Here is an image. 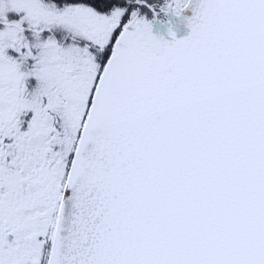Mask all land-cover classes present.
Wrapping results in <instances>:
<instances>
[{"label":"snow or ice","instance_id":"snow-or-ice-1","mask_svg":"<svg viewBox=\"0 0 264 264\" xmlns=\"http://www.w3.org/2000/svg\"><path fill=\"white\" fill-rule=\"evenodd\" d=\"M190 4L0 0V264H264V0Z\"/></svg>","mask_w":264,"mask_h":264},{"label":"water","instance_id":"water-1","mask_svg":"<svg viewBox=\"0 0 264 264\" xmlns=\"http://www.w3.org/2000/svg\"><path fill=\"white\" fill-rule=\"evenodd\" d=\"M195 4L196 0H192V4L182 12L180 17L169 16V19L163 24L153 26V35L170 42L172 36L168 34V30L171 27L177 39H182L187 36L190 32V28L187 27V19L194 15L193 7Z\"/></svg>","mask_w":264,"mask_h":264},{"label":"flooded vegetation","instance_id":"flooded-vegetation-1","mask_svg":"<svg viewBox=\"0 0 264 264\" xmlns=\"http://www.w3.org/2000/svg\"><path fill=\"white\" fill-rule=\"evenodd\" d=\"M168 19H169V16H164L163 14L161 15V20H163L164 22H166ZM159 24H163V23L156 22L153 24V26H156Z\"/></svg>","mask_w":264,"mask_h":264}]
</instances>
